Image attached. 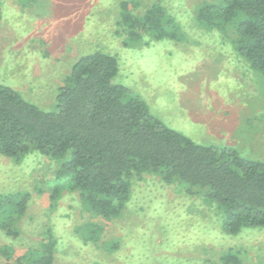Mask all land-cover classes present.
<instances>
[{
  "label": "rangeland",
  "instance_id": "374dc122",
  "mask_svg": "<svg viewBox=\"0 0 264 264\" xmlns=\"http://www.w3.org/2000/svg\"><path fill=\"white\" fill-rule=\"evenodd\" d=\"M123 1L138 3L135 15L153 4L164 7L185 39L125 44ZM215 2L0 0V84L52 111L73 64L103 50L118 59L115 82L143 99L167 127L200 145L264 161V79L236 51L235 32L223 37L199 22L200 8ZM58 166L35 152L22 162L0 155V196L31 195L14 225L20 237L0 232V246L13 250L10 260L0 255V264H22L18 259L39 248L49 227L58 242L55 264H220L230 252L242 264H264V228L226 235L214 203L148 174L134 179L124 220L105 223L99 241L87 244L79 227L89 216L79 194L63 192L51 203L45 185Z\"/></svg>",
  "mask_w": 264,
  "mask_h": 264
},
{
  "label": "trees",
  "instance_id": "16d2710c",
  "mask_svg": "<svg viewBox=\"0 0 264 264\" xmlns=\"http://www.w3.org/2000/svg\"><path fill=\"white\" fill-rule=\"evenodd\" d=\"M137 4L121 3L125 44L185 39L180 23L164 7L153 4L144 15H135ZM198 20L223 37L235 32L236 51L264 79V0H217L200 8ZM118 72V59L111 53L83 55L65 78L52 111L0 84V155L22 162L35 152L59 163L45 186L52 204L63 192L79 194L89 216L79 227L87 244L99 241L105 223L124 220L133 181L146 174L214 203L226 235L264 228V161L243 158L233 148L200 145L167 127L143 99L115 82ZM30 199L28 192L0 196V232L5 236L20 237L14 225L26 214ZM57 244L49 227L39 248L18 261L55 264ZM112 246L119 249L117 243ZM0 255L10 260L13 250L0 246ZM220 264L242 260L230 252Z\"/></svg>",
  "mask_w": 264,
  "mask_h": 264
}]
</instances>
